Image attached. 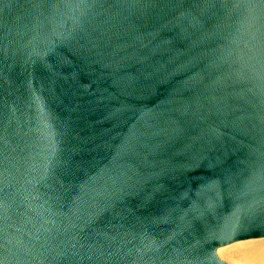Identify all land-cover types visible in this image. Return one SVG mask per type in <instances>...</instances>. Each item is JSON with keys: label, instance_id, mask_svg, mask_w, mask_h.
<instances>
[{"label": "water", "instance_id": "water-1", "mask_svg": "<svg viewBox=\"0 0 264 264\" xmlns=\"http://www.w3.org/2000/svg\"><path fill=\"white\" fill-rule=\"evenodd\" d=\"M262 236L264 0H0V264Z\"/></svg>", "mask_w": 264, "mask_h": 264}, {"label": "bare ground", "instance_id": "bare-ground-1", "mask_svg": "<svg viewBox=\"0 0 264 264\" xmlns=\"http://www.w3.org/2000/svg\"><path fill=\"white\" fill-rule=\"evenodd\" d=\"M217 253L231 264H264V236L222 242Z\"/></svg>", "mask_w": 264, "mask_h": 264}]
</instances>
